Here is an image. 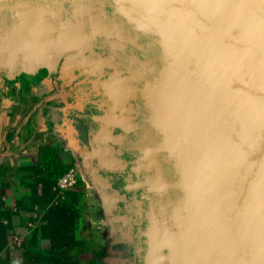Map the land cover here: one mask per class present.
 Segmentation results:
<instances>
[{"label":"water","instance_id":"obj_1","mask_svg":"<svg viewBox=\"0 0 264 264\" xmlns=\"http://www.w3.org/2000/svg\"><path fill=\"white\" fill-rule=\"evenodd\" d=\"M118 24L134 73L99 80L119 91L111 134L128 148L113 161L98 142L96 167L78 165L104 221L137 226L128 264H264V0H0V87L86 75L69 53L106 57ZM100 169H128L130 194Z\"/></svg>","mask_w":264,"mask_h":264},{"label":"crops","instance_id":"obj_2","mask_svg":"<svg viewBox=\"0 0 264 264\" xmlns=\"http://www.w3.org/2000/svg\"><path fill=\"white\" fill-rule=\"evenodd\" d=\"M25 114L0 100V264H92L93 221L79 218V183L65 184L72 170L45 179L40 131L24 126Z\"/></svg>","mask_w":264,"mask_h":264},{"label":"flooded vegetation","instance_id":"obj_3","mask_svg":"<svg viewBox=\"0 0 264 264\" xmlns=\"http://www.w3.org/2000/svg\"><path fill=\"white\" fill-rule=\"evenodd\" d=\"M72 57L70 54L69 63ZM71 70L72 67H69L67 72ZM79 73L75 70L73 75H64L58 71L52 74L46 85H37L24 79L20 82L5 80L0 87V100L12 101L14 107L25 111L21 122L25 123L24 126L27 124L40 131L41 147L44 145L53 149L58 160L74 167L76 174L81 177V186L88 193L85 196L87 215L93 221L92 264H128L134 258L137 259V246L134 243L142 240L136 235L137 226L133 225L135 236L130 238L119 234L116 225L123 227L122 222L111 221L107 224L104 221L93 189L86 183L78 165L80 157H84L96 167L97 160L91 155L98 146L101 121L105 116L99 100L101 96L96 95L91 88V77ZM26 115H29L28 119ZM110 144L114 147L113 142ZM123 156L128 158L129 153ZM127 173L102 169L98 172L111 183L113 189L129 195L125 190L128 185ZM117 206L120 212L114 211V214H123L124 203L120 201Z\"/></svg>","mask_w":264,"mask_h":264},{"label":"bare ground","instance_id":"obj_4","mask_svg":"<svg viewBox=\"0 0 264 264\" xmlns=\"http://www.w3.org/2000/svg\"><path fill=\"white\" fill-rule=\"evenodd\" d=\"M119 25V24H118ZM125 35L122 28L119 25V29L115 31L110 36H102L100 38L101 46L106 50L107 56L104 58H91V59H82L79 57L80 51H73L69 54L73 55L72 61L69 63V67L75 68L76 66L80 67V69L89 77H91V88L97 93L107 96L109 103L105 100V97L101 98V104L110 105V110L106 112V115L101 121V130L98 135L99 137V147L96 150V155L100 158H110L113 160L119 154L121 147L128 148L127 141L121 140L117 137H113L111 134L112 127L119 123V118H117L114 114V110L117 109L120 105V95L117 88H114L112 83H103L99 80L100 74L103 72L104 67L107 65H111L114 69L120 72L123 69H128L132 73H134V66L131 62V54L127 53L124 40ZM84 67L87 69L85 70ZM124 122V121H122ZM127 131L132 132L133 126L130 124H126L125 126ZM113 142L114 147H110L109 143ZM114 161V160H113ZM114 163V162H113ZM114 166L117 167V164L114 163ZM113 202L111 198L110 204ZM116 228L119 231V234L125 236L127 231L122 226H117Z\"/></svg>","mask_w":264,"mask_h":264},{"label":"trees","instance_id":"obj_5","mask_svg":"<svg viewBox=\"0 0 264 264\" xmlns=\"http://www.w3.org/2000/svg\"><path fill=\"white\" fill-rule=\"evenodd\" d=\"M38 152L39 167L43 170L47 181L57 180L70 171V166L62 164L53 149L43 146Z\"/></svg>","mask_w":264,"mask_h":264},{"label":"rangeland","instance_id":"obj_6","mask_svg":"<svg viewBox=\"0 0 264 264\" xmlns=\"http://www.w3.org/2000/svg\"><path fill=\"white\" fill-rule=\"evenodd\" d=\"M70 170H72L73 171V173L69 176V177H67L66 178V182H65V184H69V183H79V185H78V187H80V192H81V198L82 197H85L88 193H87V191H84L83 190V186H81V185H83L82 184V181H81V177H79V175H77L76 174V171H75V169H74V167H72V166H70ZM84 181V180H83ZM85 183V182H84ZM74 185V184H73ZM76 185V184H75ZM79 205L81 204L82 205V203H83V207L80 205L79 206V218H80V220H82V222H84V221H86L87 220V210H86V207H85V201L84 202H82V199H80L79 198ZM85 234V233H84Z\"/></svg>","mask_w":264,"mask_h":264}]
</instances>
